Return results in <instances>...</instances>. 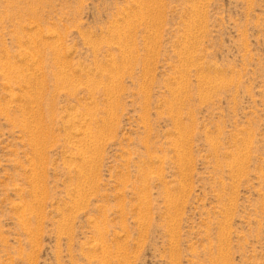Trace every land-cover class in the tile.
<instances>
[{"label":"rangeland","instance_id":"obj_1","mask_svg":"<svg viewBox=\"0 0 264 264\" xmlns=\"http://www.w3.org/2000/svg\"><path fill=\"white\" fill-rule=\"evenodd\" d=\"M0 264H264V0H0Z\"/></svg>","mask_w":264,"mask_h":264},{"label":"bare ground","instance_id":"obj_2","mask_svg":"<svg viewBox=\"0 0 264 264\" xmlns=\"http://www.w3.org/2000/svg\"><path fill=\"white\" fill-rule=\"evenodd\" d=\"M117 34V33H116ZM28 54V53H27ZM30 54V53H29ZM131 61V60H130ZM108 63V62H107ZM5 72V71H4ZM55 81V80H54ZM62 81V80H61ZM30 143V142H29ZM34 150H36V149H34ZM184 157V156H183ZM84 158V157H83ZM182 159V158H181ZM44 162V161H43ZM43 169V168H42ZM39 174V173H38ZM39 188V187H38Z\"/></svg>","mask_w":264,"mask_h":264}]
</instances>
